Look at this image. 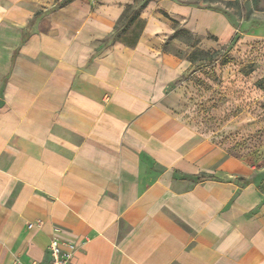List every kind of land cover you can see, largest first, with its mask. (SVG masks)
Returning a JSON list of instances; mask_svg holds the SVG:
<instances>
[{
    "label": "crops",
    "instance_id": "crops-1",
    "mask_svg": "<svg viewBox=\"0 0 264 264\" xmlns=\"http://www.w3.org/2000/svg\"><path fill=\"white\" fill-rule=\"evenodd\" d=\"M133 1L0 0V264H46L52 236L75 244L69 264H264L262 169L180 94L190 55L236 26L147 0L136 32Z\"/></svg>",
    "mask_w": 264,
    "mask_h": 264
},
{
    "label": "rangeland",
    "instance_id": "rangeland-1",
    "mask_svg": "<svg viewBox=\"0 0 264 264\" xmlns=\"http://www.w3.org/2000/svg\"><path fill=\"white\" fill-rule=\"evenodd\" d=\"M146 1L134 0L126 7L125 20L131 17L126 27L140 29L143 23L137 19ZM174 1L217 7L236 26L237 36L218 51L213 62L208 60L210 51L196 50L190 55L195 67L187 74L188 84L180 94L192 122L224 148L262 169L257 178L264 191V30L251 31L264 27V0H240L237 5L219 0ZM123 21H119L122 27ZM178 36L188 45L197 41L190 34ZM227 59V64L221 63Z\"/></svg>",
    "mask_w": 264,
    "mask_h": 264
},
{
    "label": "built area",
    "instance_id": "built-area-1",
    "mask_svg": "<svg viewBox=\"0 0 264 264\" xmlns=\"http://www.w3.org/2000/svg\"><path fill=\"white\" fill-rule=\"evenodd\" d=\"M31 224H28V227H31ZM48 242L49 260L46 264H69L74 256L75 244L58 236H52Z\"/></svg>",
    "mask_w": 264,
    "mask_h": 264
},
{
    "label": "trees",
    "instance_id": "trees-1",
    "mask_svg": "<svg viewBox=\"0 0 264 264\" xmlns=\"http://www.w3.org/2000/svg\"><path fill=\"white\" fill-rule=\"evenodd\" d=\"M222 4H235V5H237L238 3H239V1L240 0H225V1H222V0H219ZM219 52H213L212 53V55H211V59H208V60H210V61H212L213 62V60H215L217 57H215V56H217V54H218ZM226 62V60H222L221 61V63L222 64H224ZM205 177H207L205 174H202V175H198V176H194V179H195V181H197V182H200V181H202ZM208 177H210V176H208Z\"/></svg>",
    "mask_w": 264,
    "mask_h": 264
}]
</instances>
